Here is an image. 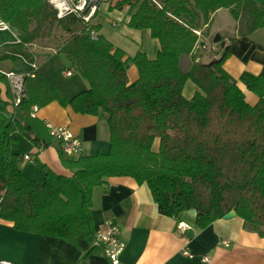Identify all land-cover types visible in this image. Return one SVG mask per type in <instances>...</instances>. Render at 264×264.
Listing matches in <instances>:
<instances>
[{"label": "trees", "instance_id": "1", "mask_svg": "<svg viewBox=\"0 0 264 264\" xmlns=\"http://www.w3.org/2000/svg\"><path fill=\"white\" fill-rule=\"evenodd\" d=\"M71 1L74 8L60 14L50 0H0V18L26 35L0 49V62L35 64V48L52 47L88 83L64 98L53 79L34 69L13 111L0 95V217L19 230L63 238L89 255L101 248L94 234L95 188L130 176L150 187L164 215L179 217L195 208V223L204 228L233 209L247 229L264 236V74H230L224 67L230 45L221 33L212 37L220 47L212 62L202 60V37L218 10L238 18L249 4L255 29L264 26V0H103L89 19L90 6L79 10L80 0ZM101 2L129 7V26L151 31L161 43L157 56H127L115 46L92 22ZM185 55L193 60L188 70L181 65ZM132 64L139 71L134 81ZM6 79L0 72V81ZM188 80L198 86L191 97L184 93ZM243 86L257 94V102L248 101ZM55 101L105 117L111 148L79 157L62 153L72 175L47 168L37 181L22 170L12 145L17 133L43 146L53 142L32 107Z\"/></svg>", "mask_w": 264, "mask_h": 264}, {"label": "crops", "instance_id": "2", "mask_svg": "<svg viewBox=\"0 0 264 264\" xmlns=\"http://www.w3.org/2000/svg\"><path fill=\"white\" fill-rule=\"evenodd\" d=\"M50 1L60 14L70 6V0ZM86 1L80 0V3ZM102 11L110 16L118 12V20H113V26L118 31L106 30L99 21ZM128 11L129 7L120 10L112 8L110 2H101L92 22L100 23L101 32L115 46L123 49L127 56L143 51L150 58H155L161 43L152 36L151 31L130 27ZM214 15L208 33L210 34V30L221 33L226 44L230 45V53L224 64L228 72L235 78H239L245 71L264 74V26L254 29L253 15L243 20L242 14L236 18L229 9H220ZM209 34L205 38L208 39ZM25 36L16 25L9 23L8 29L0 30V49L6 44L22 41ZM214 44L218 50V43ZM35 50V64L24 59L0 62V72L7 78L0 81V95L9 102L10 111L14 110V104L17 105L24 96V79L34 69L53 79L64 98H71L88 86L82 77L68 80L74 72L67 68L66 57L59 61L53 59V56L60 57L55 54L54 48L37 46ZM68 71L72 74L69 75ZM129 71L130 81L136 80L139 76L137 66L132 64ZM5 72H13L14 78H9ZM8 86L12 89L13 102L8 96ZM243 88L248 101L257 102V94L246 90L244 86ZM194 89L191 88L189 96H186H193L198 88L195 92ZM36 116L45 123L71 128L82 140L83 154L95 155L110 151L111 134L108 122L103 116L78 113L70 104L63 106L59 101L39 107ZM17 135L18 141L12 148L20 155V166L27 175L43 181L47 168L58 174L72 175V170L63 163L60 141L54 138L49 145L43 146L30 141L23 134ZM23 140L28 143L20 144ZM26 154L31 155V160L25 158ZM38 162L41 168L37 167ZM32 164L34 167L30 166ZM229 212L232 216L226 217ZM227 213L204 228L199 227L195 223V216L188 212L179 217L164 215L160 212L150 187L138 183L130 176L111 177L107 185L98 186L94 190L95 228L108 220L118 225V233L125 243L120 255L121 264H264V236L247 229L245 220L236 215L235 210ZM181 223L186 226L184 230L179 228ZM223 240L230 241L231 245L226 247L219 244ZM206 256H210V261L205 260ZM0 260L8 261L0 264H113L102 247L88 255L63 238L19 230L12 221L1 217Z\"/></svg>", "mask_w": 264, "mask_h": 264}, {"label": "built area", "instance_id": "3", "mask_svg": "<svg viewBox=\"0 0 264 264\" xmlns=\"http://www.w3.org/2000/svg\"><path fill=\"white\" fill-rule=\"evenodd\" d=\"M99 1H103V0H89V2H87L83 6L77 5L76 7L79 10H84L85 7L88 5L90 6V10H96L97 3ZM8 28H9V23L3 21L0 18V30H4ZM5 74L9 78H14L15 76L13 72H5ZM68 74L71 75L72 72L68 71ZM38 110H39V107L35 105L32 110V115L36 116V113L38 112ZM46 125L49 129L50 134L53 136V138L60 141L61 150L64 155L68 157H71V156L79 157L80 155L83 154L82 140H80L74 134L71 128L66 127V126L55 125L51 122H46ZM25 158L31 160L32 157L30 154H26ZM185 227L186 226L183 223L179 225V228L181 230H184ZM118 232H120L118 225L114 221L108 220L98 225L95 228V233H94L95 241L103 248L104 253L106 254L107 257L110 258L113 264H121L120 255L122 254L125 248V243L121 240L120 233ZM219 244H222L228 247L231 245V242L228 240H223L222 242L220 241ZM205 260L210 261V256L209 257L206 256ZM0 262L8 263V261H5V260H0Z\"/></svg>", "mask_w": 264, "mask_h": 264}, {"label": "rangeland", "instance_id": "4", "mask_svg": "<svg viewBox=\"0 0 264 264\" xmlns=\"http://www.w3.org/2000/svg\"><path fill=\"white\" fill-rule=\"evenodd\" d=\"M87 2H89V0H87L84 3H79L78 5H82L83 6ZM69 3H70V6H68V9H72V7L74 8V5H73V3H72L71 0H70ZM250 9H251V7H250L249 4H245L243 6V12L241 13L243 15V20L249 19L250 17H252V14H251ZM95 11L96 10H90L89 13L87 14V18L89 19L95 13ZM117 13L118 12H116V15H117ZM116 15L114 14V15L110 16V15H107L104 11H102L100 13V15H99V19H100L99 21L104 24V26L106 27V30L108 29V30L113 31V32L114 31H118V28H116V27L113 26V20H118V18L116 17ZM208 30H209V27H208ZM216 33L217 32H214V31L210 30V34L208 33L209 34L208 39L205 38V36L202 37L204 39V42H205V48L204 49L206 51V53H205V55H204V57H203L202 60L205 61L206 63L212 62V59H210V58L214 56V53H215L214 50H215V48L217 50V46H215L214 41H212V37ZM53 59L55 61H59V59H64L65 60L66 58H65L64 55H60V57L59 56H53ZM192 64H193V60L191 59L190 56L185 55V56L182 57L181 65H182V68L184 70H188L192 66ZM72 71L74 72L73 73V76L70 77V78H68V80H72V78H74V79H76V78L77 79H80V77H81L80 74L77 73V72H75L74 70H72ZM191 88H195L194 89V92H195V90L198 88V86L194 82H192L191 80H188L187 83H186V85H185V95H188L189 96L190 91H191ZM23 142L28 143L26 140H23V141L20 142V144H23ZM30 166L31 167H34V164H32ZM38 166L41 168L40 162H38L37 167ZM229 199H230V197L228 198V194H227L225 196V200L223 202L227 205V202L230 201ZM228 203H230V202H228Z\"/></svg>", "mask_w": 264, "mask_h": 264}, {"label": "water", "instance_id": "5", "mask_svg": "<svg viewBox=\"0 0 264 264\" xmlns=\"http://www.w3.org/2000/svg\"><path fill=\"white\" fill-rule=\"evenodd\" d=\"M65 13V11L62 13V14H64ZM188 213L191 215V216H195L196 217V215H197V210L195 209V208H192V209H190L189 211H188ZM226 217H231L232 216V213L231 212H229V213H227L226 215H225Z\"/></svg>", "mask_w": 264, "mask_h": 264}]
</instances>
